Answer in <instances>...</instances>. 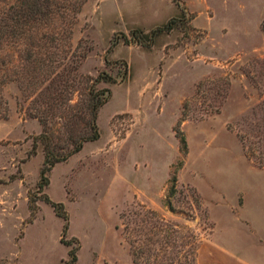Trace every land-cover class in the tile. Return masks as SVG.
Returning <instances> with one entry per match:
<instances>
[{"label":"rangeland","instance_id":"rangeland-1","mask_svg":"<svg viewBox=\"0 0 264 264\" xmlns=\"http://www.w3.org/2000/svg\"><path fill=\"white\" fill-rule=\"evenodd\" d=\"M177 3L178 27L147 47L124 34L166 22L174 0H84L61 45L79 79L72 102L99 72L115 83L99 138L56 163L41 190L43 151L32 142L43 130L29 115L36 93L5 86L0 264H63L72 248L74 264H133L121 214L149 208L193 228L197 264H224L225 248L235 251L228 263L264 264V0ZM59 123H50L54 140ZM242 198L252 223L235 209Z\"/></svg>","mask_w":264,"mask_h":264},{"label":"trees","instance_id":"trees-1","mask_svg":"<svg viewBox=\"0 0 264 264\" xmlns=\"http://www.w3.org/2000/svg\"><path fill=\"white\" fill-rule=\"evenodd\" d=\"M177 1L174 0L177 13L166 22L149 31L132 28L129 37L124 34L123 41L148 47L159 35L178 27L184 13ZM83 3L84 0H0V118L7 116L4 88L9 82L27 88V94L36 93L31 100L34 112L29 115L40 121L43 130L37 136L39 142L37 138L32 142L33 149L38 145L43 151L38 190L48 186V174L56 163L78 153L85 142L99 138L98 113L111 95L107 85L115 83L110 73L99 72L87 80L79 99L72 102L74 81L79 79L66 69L67 56L61 45L70 39ZM119 63L122 71L119 75L124 79L128 64L123 59ZM51 122L59 123L58 140L51 133L55 127L51 129ZM171 181L175 182V176ZM44 200L52 205L56 215L65 219L62 203L52 202L47 195ZM121 218L122 234L133 264H197L200 240L184 222L168 219L150 208L131 209L123 212ZM68 257L63 264H74L77 256L73 248L68 250Z\"/></svg>","mask_w":264,"mask_h":264},{"label":"crops","instance_id":"crops-1","mask_svg":"<svg viewBox=\"0 0 264 264\" xmlns=\"http://www.w3.org/2000/svg\"><path fill=\"white\" fill-rule=\"evenodd\" d=\"M242 197V196H241ZM239 208L241 210V215L244 214V217L243 219L246 220L248 223H252V219L253 218L252 216H249V214H247L246 212H244V208H245V205H244V201H243V198H242V202L241 203H238V205H236L235 209ZM251 221V222H250ZM260 237V236H259ZM226 247V246H225ZM228 248V247H227ZM224 264H232V263H228V257L229 255H233L235 253V251H231L230 249H224Z\"/></svg>","mask_w":264,"mask_h":264}]
</instances>
